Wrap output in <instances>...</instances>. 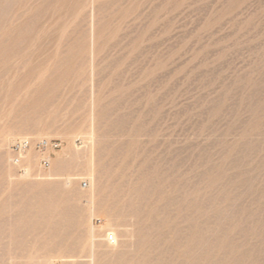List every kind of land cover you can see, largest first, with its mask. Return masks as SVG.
Here are the masks:
<instances>
[{"label":"rangeland","instance_id":"rangeland-1","mask_svg":"<svg viewBox=\"0 0 264 264\" xmlns=\"http://www.w3.org/2000/svg\"><path fill=\"white\" fill-rule=\"evenodd\" d=\"M92 252L264 264V0H0V264Z\"/></svg>","mask_w":264,"mask_h":264},{"label":"bare ground","instance_id":"bare-ground-1","mask_svg":"<svg viewBox=\"0 0 264 264\" xmlns=\"http://www.w3.org/2000/svg\"><path fill=\"white\" fill-rule=\"evenodd\" d=\"M56 115V114H55ZM32 122V121H31ZM20 133V132H19ZM18 133V131H12V132H10L8 135L10 136V135H14V134H19ZM8 135L7 136H4L2 139H1V145H3V144H5V142L8 140ZM89 141H91V140H89ZM94 143V142H93ZM30 155V154H29ZM25 157V156H24ZM28 162L31 164L33 161H34V156H32V155H30V156H28ZM87 169H89V167H86ZM28 170H29V173L31 174V172H32V170H31V165L28 167ZM90 173V177L91 178H93L94 177V174L92 173V171L91 170H88ZM63 172V171H62ZM66 172V171H65ZM33 173V172H32ZM50 174V176H52V175H57L56 174V170H52L51 171V173H49ZM65 174V173H64ZM46 175H48V174H46ZM49 176V177H50ZM66 176V175H65ZM68 176V175H67ZM43 178V177H42ZM52 178V177H51ZM59 178V177H58ZM72 176L70 177H68L67 178V181H66V183H69V184H71L72 183ZM75 178V177H74ZM73 178V179H74ZM68 186V185H67ZM59 190V189H58ZM94 192V191H93ZM94 195L95 194H93V193H88V194H86L85 195V197L87 198V200H88V205H87V207L85 208V214H84V217H83V221H84V223H85V225L87 226V238H86V240L89 242V244L93 247L94 246V243H95V240H96V238H97V236H98V233H100V232H102V231H105V233L107 232V234L109 235V233L111 232V226L112 225H114L115 224V220H114V218H113V216H112V214H111V212H106V223L104 224V225H102V226H100V228H98V229H96L93 225H91L90 223H88V220H89V218L90 217H92V216H94L95 215V212H96V210H97V208H98V204L96 203V201H95V198H94ZM118 196V195H117ZM31 201V200H30ZM127 203V202H126ZM100 205H102V204H100ZM100 207V206H99ZM102 207V206H101ZM34 208V207H33ZM110 217H111V219H112V222H111V219H110ZM218 218V217H217ZM12 219V218H11ZM111 225V226H110ZM110 226V227H109ZM36 228V227H35ZM107 228V231L105 230ZM67 230V229H66ZM33 232V231H32ZM3 233V232H2ZM34 233V232H33ZM118 234L120 235L121 233H119L118 232ZM33 236V235H32ZM85 236V235H84ZM116 239V238H115ZM76 240V239H75ZM109 241V240H108ZM115 242H116V240H115ZM61 243V242H60ZM59 243V244H60ZM128 243V242H127ZM12 244V243H11ZM104 244V243H103ZM18 245V244H17ZM129 245H131V244H129ZM128 246V245H127ZM48 248V247H47ZM128 248H130L129 246L126 248V249H128ZM133 248V247H132ZM45 249V248H44ZM110 249V248H109ZM93 250V249H92ZM66 252V251H65ZM64 252V253H65ZM83 252V251H82ZM88 252H89V250H88ZM104 252L105 253H110V250H104ZM130 252V251H129ZM39 253V252H38ZM60 253V252H59ZM58 253V254H59ZM121 253H123V252H120V254ZM29 254V253H28ZM43 254V253H42ZM47 254V253H46ZM42 255V256H39V258H37V263H35V264H48V261H49V259H50V257H49V255ZM51 254V253H50ZM131 255V254H130ZM19 259V258H18ZM73 259V258H72ZM77 260V259H76ZM118 260V259H117ZM35 261V260H34ZM24 263V262H23ZM125 263V262H124ZM90 264H95V254L92 252V254L90 255Z\"/></svg>","mask_w":264,"mask_h":264},{"label":"built area","instance_id":"built-area-1","mask_svg":"<svg viewBox=\"0 0 264 264\" xmlns=\"http://www.w3.org/2000/svg\"><path fill=\"white\" fill-rule=\"evenodd\" d=\"M33 142L30 139H21L19 141H16L13 146H12V151H13V161L16 164H20L22 163V158L24 153L30 148L32 147ZM35 146L42 152H46L49 149H55L59 146V144L57 142H53L50 140H40L38 141ZM42 164L44 165V167H49L50 166V157H44L42 159ZM108 240L109 242H115V237L113 234H110V236H108Z\"/></svg>","mask_w":264,"mask_h":264}]
</instances>
